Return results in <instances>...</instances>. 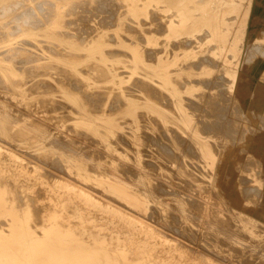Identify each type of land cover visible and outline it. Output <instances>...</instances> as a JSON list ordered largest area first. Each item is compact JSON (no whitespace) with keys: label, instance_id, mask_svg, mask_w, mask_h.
<instances>
[{"label":"rangeland","instance_id":"1","mask_svg":"<svg viewBox=\"0 0 264 264\" xmlns=\"http://www.w3.org/2000/svg\"><path fill=\"white\" fill-rule=\"evenodd\" d=\"M16 1L19 2H17V4L19 5L16 4ZM99 1H8L9 6L10 4H12L13 7H9L8 5L7 7L6 4L8 3L6 2L5 4H3V2L0 3V7L4 5L2 9H8H4L3 11L0 9V26L2 28L0 29V32H3V35L2 33H0V81H4V84L0 83V87L4 89L3 90L0 88V264H217L218 262L222 264H242V262H245V264H253L252 261H257L256 264H264V202L262 203V205L259 203L264 201V155L263 152H261L263 150L261 148V145L264 142V114H262V100L264 99V89L262 87L256 88L258 91L255 90V100L251 105L247 100L249 98V92H251V90L256 87V84L261 79L260 77L264 76V22L253 19L252 16L255 3L254 13L256 18L264 20V0H231L223 3L219 2V0H213L211 1V3L210 0H195V3H197L195 4L196 6H194V3L191 2L189 4L188 2H186V0H178L176 5L170 4V1L168 0H115L114 2H117V4H115L112 0H104L105 2L108 1L109 4L107 2L105 3L101 1V3L104 4L103 7H106L107 10L106 8L102 7V4L99 3ZM110 1H112L115 5H112V2ZM36 2L42 3H39L40 5H42V8L39 6L42 11L40 9H36L35 11V8H38L39 5L36 4ZM45 2L47 3L46 5ZM49 2H52L53 5ZM84 2H86L87 5L85 4L82 6ZM94 2L96 4H94ZM205 2L208 3L206 4ZM89 3L90 5L92 4V8L90 5L88 6ZM13 4L16 5V10H14L15 5ZM27 4L28 6H26ZM34 4H36L37 6ZM107 4L108 6H106ZM118 4L119 6H116ZM22 5L24 7H22ZM77 5L80 6L78 7ZM198 5H200V7H198ZM69 6L71 8L73 6L75 7L71 9ZM115 6L119 8L117 9ZM187 6H189V13L185 14L184 10ZM27 7L30 8L26 11ZM86 7L90 10L86 11ZM31 8H33L34 14H32ZM101 8L103 9V11L101 10ZM24 9L25 12H29L25 13ZM113 9H115L116 11H113ZM208 9H210L212 12L223 11V15L217 20H214L213 25H211V22L213 23L212 20H205V18H208L207 16H210L208 15V12L211 11H209ZM10 10H13L12 13ZM38 10H40V13H38ZM72 10L76 11L73 12ZM82 10L85 11V13H83ZM6 11L11 14L7 13ZM51 11L54 12L52 13ZM66 11L67 13H69L67 14ZM79 11L82 13L77 14L79 13ZM107 11L114 12L115 15L112 16L113 13L111 14ZM150 11L152 14L155 13V17L160 19H157L159 21L158 24L155 23L158 21H155L156 18L152 16ZM206 11L208 12L206 13ZM93 12L95 14L96 12L105 13H97L96 16L98 18L96 16H94V18L92 17V14H94ZM50 13L52 15H49ZM149 13L151 15H149ZM15 14L18 15L14 16ZM20 14L24 15L20 17ZM27 14L30 15V21L32 19L34 21L36 19L38 20H36L35 24L33 23L36 29L32 27L33 20L31 21L32 25L29 24L30 22H27L29 20V15ZM35 14L39 18H37ZM46 14L48 15V17H50L51 21ZM71 14H74V16ZM109 14L111 15L109 16ZM197 14H203V18L201 17V15L198 16ZM78 15H83L85 20L84 18H81L84 21L81 20L80 17L82 16L79 17ZM31 16H33L35 19L33 17L31 19ZM41 16L44 17L41 18ZM106 16L109 17L104 18ZM16 17L18 20L15 19ZM45 17L46 20H44ZM115 17L117 19H115ZM20 18H23L22 21H24V23L26 24L21 22L19 20ZM75 19H78V21ZM108 19L110 20V22H108ZM39 20L42 23L39 22ZM141 20L146 23H143L144 26ZM44 21L46 23L43 25ZM47 21H49L50 24H48ZM68 21L71 25L67 23ZM70 21L75 22L76 24L74 25V23L72 24V22ZM151 21H153L154 23H151ZM182 21H184V23ZM7 22H9V24ZM17 22H20L17 24L19 27H17L16 25ZM37 22L40 26L37 24ZM101 22L106 23V25L103 23L100 24ZM195 22H199L200 26L194 28L193 26ZM79 23L81 24L78 25ZM27 24L32 28L27 26ZM162 24L164 25L163 29L161 28ZM36 25L38 26V29ZM41 25H43V27H41ZM101 25L103 26V28L101 27ZM81 26L85 27H83L84 30H86V28L88 27V30H86V32L79 33L78 31H80V29L82 28ZM104 26H107V28H109H104ZM130 26L132 27L130 28ZM18 28H20L19 32L18 30L16 31V29ZM74 28L78 31H73ZM125 28L127 30H125ZM131 29H134L133 32L130 31ZM154 29L158 30H156L155 34ZM84 30L82 29L81 31ZM12 31V34H14L15 32L16 35L14 34L12 36V34L10 33ZM159 31L160 33L162 32L161 35L159 34ZM64 32H66V35H68V37L65 35L67 38L64 36ZM87 32L88 35H86ZM139 32H141L142 34ZM145 32H147V34ZM207 32L209 33V36ZM9 33L11 35H9ZM111 34H114V36H112ZM222 35L225 36V38ZM77 36L80 37L78 38ZM76 38L79 39L80 43H82L83 41L84 43L80 45L79 41H77L78 39ZM84 38L88 39H85V41ZM22 40L24 42H22ZM26 40L28 43L36 46L28 47L31 44L26 45L28 44ZM189 42H191V45L189 44ZM196 42L198 43L196 44ZM56 46L58 47V49L56 48ZM49 47L53 48L49 49ZM46 48L48 49V51L52 50L51 54L48 53ZM117 49L118 51H116ZM156 49H158V51H156ZM24 50H26V52ZM59 50H61L62 52ZM111 50H114L115 52ZM57 51H59L58 53H61V55H59L58 53L56 55ZM109 51L112 53H109ZM119 51L122 52L119 53ZM152 51L154 53H152ZM31 52H34L35 54ZM64 52H66V54ZM13 54L15 56H12ZM71 54L74 56H72L73 58L71 57ZM107 54H112L114 56L112 57V55ZM22 55H25V57ZM29 55L36 56L33 57ZM67 55H70L68 56L69 58L66 57ZM77 55L78 57H76ZM5 56L7 57V59L5 58ZM38 56H41L42 60L40 59L41 57L38 58ZM204 56L208 57L204 59ZM8 57L10 61L8 60ZM13 58L20 63L16 64L17 61ZM18 59H20L22 63ZM213 59L215 60L216 64ZM28 60H31V62H28ZM192 63L193 65H195L193 66ZM19 64H22L23 67ZM41 64L45 65V67H41ZM31 65L33 67H31ZM34 65L37 67H35ZM49 65H51V67ZM90 65L95 67H91ZM19 66L22 68H20ZM52 66L54 68L58 67L59 69L62 67L63 70L61 69V71L57 68L54 69ZM88 66L89 69L87 68ZM96 66L99 68H97ZM25 67L29 68V73L26 72L28 69H25ZM33 68L38 71L36 72L35 70H33ZM40 68L43 69L39 70ZM44 68L47 69L46 71L48 72V74L46 71H44ZM83 68L85 69V71L83 70ZM90 68H93L94 71ZM95 68L99 70H96ZM104 68L106 69V71ZM79 69L83 70L84 72H80ZM23 70L25 72H23ZM65 70H68L71 74H69L68 71ZM103 70L105 71L104 74L107 73L108 75H104ZM58 71H61V73L59 72V76ZM31 72L33 74H36L33 75ZM101 74L103 75V77H101ZM74 76L76 79H79H73ZM104 76L107 77L106 80L103 79L105 78ZM10 77L12 79H9ZM62 77L64 79L67 78L66 83L64 82L65 80ZM93 77L96 79H94ZM218 77L221 79H219ZM205 78L208 79L207 82H212L214 80V83L212 82V85L210 84V82L207 83ZM53 79H56V81H54ZM135 79L138 80L135 81L134 86L136 88L132 87V84H134L133 81ZM18 80L21 81V86L19 87L17 85L20 84L14 83V81L19 83ZM78 80H80L82 83ZM98 80L101 81L99 82ZM144 80L146 82L145 84ZM197 80H200L199 84H197ZM244 80L246 81L244 82ZM10 81H12L13 86L15 85L14 87L11 85ZM36 81V84L39 83L38 85H34ZM58 81H63L64 83L59 82L61 84L60 85L58 84ZM68 81H70L69 84ZM140 81L141 83H143L141 84ZM186 81H190L191 83H188ZM193 81L196 83H194ZM219 81H221L222 83ZM227 81L231 82L229 83ZM76 82H80L81 84H79L81 86L85 84L86 87L83 85V89V86L81 87L79 84H76L77 87L79 85V88H77L75 87ZM137 82H139L138 84L140 87L137 86ZM216 82L217 84L219 83V86H217ZM47 83L48 85H50L49 83L53 84L54 87L52 85H46ZM202 83H205L206 89L204 84L201 85ZM63 84H67L68 87L67 85L63 86ZM140 84L142 85V87ZM147 84L151 86L149 87ZM30 85L33 88L35 86V91L37 90V88L39 89V91H36L37 94H35L36 92L34 93L35 95L32 94L34 90L30 87ZM146 85L149 89L145 88ZM211 86L213 89L211 88ZM28 87L30 88L28 89ZM123 87H127V89L129 90L126 89V91L125 89H123ZM137 87L141 88V90H138L139 88L137 89ZM66 88H74V90H76V93L74 90V93L72 91L70 92L69 89L67 91ZM81 88L84 93L88 92V96H86V94H84L82 90H80L79 93H82L85 96H83L82 94L79 96V93L77 94L78 89ZM27 89L28 91H25ZM40 89L42 90L40 91ZM144 89H146L145 94L147 96L149 95L148 97L143 93ZM156 89L161 94L158 93V91H154ZM220 89L222 90L221 94H219ZM10 90L12 91L9 92ZM49 90H51L52 92ZM56 90H59L61 92H58L57 94ZM224 90H226V94L224 93ZM13 91L16 93H14ZM149 91L151 93L147 94L149 93ZM50 92L51 94H49ZM92 92L93 94H95V96L96 94H98V96H96L98 99L95 96H91L93 95L91 94ZM106 92L108 93V96L112 98L107 97L106 99ZM116 92L119 95H117ZM128 92L131 94H129ZM227 92L231 93L232 95L227 94ZM257 93L259 94V96ZM38 94L40 95V98H42V95L45 94L46 96H43L45 100L42 98L43 100L41 99V101L37 96ZM205 94L210 96L206 95V98L204 97ZM89 95L94 98V102H97L93 103V98L91 97L90 100L89 98H85L89 97ZM100 95L102 97L104 95V98H102ZM115 95L119 97L118 99L120 101L115 98ZM152 95L154 96L152 97ZM161 95H163V97ZM166 95L172 100V102L171 100L169 101L171 102L169 104L167 103L169 98H167ZM216 95L219 96V99ZM157 96L162 97L161 100ZM228 96L231 97L228 98ZM25 97L27 98L25 99ZM37 97L40 101L37 100ZM154 97L155 101L156 98H158L157 100L159 101V103L158 101H154ZM215 97H217V99ZM220 97H223V101L220 100ZM232 97H235L233 99L234 101L232 100ZM190 98L192 99L190 100ZM101 99L104 100L103 104H100L102 103ZM111 99L113 100V102L111 101ZM211 99H216V101H213ZM46 100H48L49 102ZM116 100H118L119 102H117ZM224 100H226V102H224ZM53 101L54 103L56 102V104L58 101L57 105L62 108L59 107V109L58 106L53 103ZM60 101L63 105H60ZM90 101L92 102V106L97 105L96 109L90 106L92 107V110L88 106L91 105ZM105 101L106 105H104ZM108 101H110V104L108 103ZM217 101L220 102L218 103ZM235 101L238 103L236 104ZM44 102L46 104H44ZM188 102L191 103H189L190 105H188L190 107H188L187 105L185 106V104H188ZM194 102L197 103L195 104ZM211 102H214L213 104H215L216 102L217 104H219L218 106H220V109H224L219 114L220 117L223 118L221 122L217 120L214 121V119L212 118L215 117L214 114H212L214 110H210V107L212 106L213 109H217L218 107H216L215 105L217 104H215L214 108ZM107 103L109 105L114 103L111 106L113 107L117 105L115 109L118 110L115 113L114 108H109V110L105 111L106 109H108V107H110L109 105L107 107ZM122 103L124 104V106ZM99 104L100 106L104 105V109L102 110L103 112L100 110L103 107L101 106L100 108ZM120 104L122 105V107L120 106ZM170 104L173 105V108L169 107L171 106ZM238 104L241 107H239ZM64 105L67 107H64ZM164 105H166V107H163ZM192 105L194 106L193 108ZM54 106L55 108L57 107L56 111L52 110V107L54 109ZM68 106L71 108H68ZM196 106L200 107H198L197 109ZM65 108L71 110L69 111ZM240 108H242L241 112L243 114L240 112ZM57 109L59 111H63L58 112ZM90 109L94 111V113ZM98 109L99 111H97ZM170 109L173 110L171 111ZM204 109L206 111L209 110L210 112H206L204 111ZM234 109H238L241 115L237 114L236 116V111ZM248 109L253 110L248 111ZM64 110L66 111L64 112ZM110 110H112L114 114L111 113ZM190 110H193L194 112H190ZM74 111L76 114L73 113ZM96 111H101V113H97ZM211 111L213 112L211 113ZM66 112H69V114H66ZM143 112L146 113L143 115ZM222 112L224 113L222 114ZM250 112L253 113L251 114ZM24 115L27 117H25ZM67 115L68 117H66ZM209 115H212L211 120L213 121L209 120ZM239 115H243L241 119H239L241 121H238V118L240 117ZM155 116L156 120L154 119ZM59 117H61V119ZM234 117L236 120H234ZM149 118L154 119V121L150 120ZM245 119H247V121H245ZM249 119L251 122L248 125ZM259 121L262 123H260ZM234 122L239 123L240 126H243L244 124L245 128L240 127L239 125H237V123L234 124ZM154 123L157 126H155ZM206 123H209V125ZM212 123H215V126L213 125L214 127L210 126V124L212 125ZM72 124L73 126H69ZM205 125H208L209 127L206 128ZM218 125L222 126L223 128L219 127ZM168 126L170 129L172 127L174 132L172 131V129L170 130ZM157 127L160 128V132L159 130H157ZM202 128L203 130L201 131ZM214 128L216 129L214 130ZM249 128L252 129L250 130ZM174 129L177 131H175ZM240 129L244 130V132L247 130V133L243 132L245 135L247 134L246 138H244L245 135L241 134L242 131ZM216 130L218 131V134ZM239 130L241 132L238 135L237 133L239 132ZM15 131L18 132V134L20 132V134H22L23 136L19 134L20 136L18 138V134L15 133ZM162 131H166L169 137L166 132H163L164 135L163 133L161 134ZM76 133L78 134V136ZM79 133L82 134L80 135ZM223 134L227 136L225 137V135ZM235 135L239 137H236ZM240 135L243 136L240 137ZM172 136H174L175 139H173L174 137ZM154 137L156 138V140L154 139ZM164 137L167 138L164 139ZM120 138L122 139L120 140ZM176 138L178 140H176ZM232 138L236 140L235 143ZM231 140L233 141V143L230 142ZM239 140H241V143ZM66 142L68 143V145ZM180 144L182 145V147ZM232 144L234 145L232 146ZM169 145H171L172 147L174 146L173 148H171L170 146V150H168L170 152H174V155L166 151L167 149H169ZM214 146H217V152L216 148L214 149ZM2 147H5V149H3ZM157 147H159V149ZM163 147L166 149H164ZM7 148H9V150ZM118 148L122 150H119ZM17 150H19V152ZM89 150L91 153L89 152ZM164 151H166V153H164ZM195 152L198 154H196ZM163 153L166 154L167 157H174V161L170 160L169 157L166 158V156H163ZM84 154L86 156H84ZM170 154L172 155V157ZM251 154L253 155L251 156ZM160 155L163 158H161ZM175 156L177 157L175 158ZM195 157H197L198 159ZM231 157L232 159H230ZM254 158L257 160H253ZM249 159H252V164L254 161L257 163H255V167L253 166L254 164L252 165V167H250L251 162H249ZM53 160L56 161V163L54 161L55 164L53 163ZM244 162H248V164L250 165L246 166ZM58 163H60V165ZM258 163L262 165L258 166ZM145 165H147L148 167ZM155 167L158 168L155 169ZM249 167L251 169L255 168V170H249ZM91 169L94 171H92ZM184 169H186L187 172ZM245 169H247V171ZM258 170L261 172L259 173ZM186 173H188L190 176ZM257 173L260 175V177L257 175ZM43 175H45V177ZM69 175L71 176L70 178L68 177ZM239 177L243 179H240ZM239 179L241 181L240 183ZM247 180H249L251 183H248L249 181ZM70 181L71 183H69ZM97 182L99 184H97ZM245 182H247V184ZM252 182L255 183L252 184ZM253 185L255 186V188ZM79 186L81 188H79ZM256 186L258 187L256 188ZM218 187L221 190H219ZM15 188L20 191L18 192ZM86 189H89L90 192H93L94 197L96 199L98 198V200H100V203L102 202L104 203V205L107 204L109 208L106 209L99 205L96 206L95 204L90 205L89 202L84 201L82 199V191ZM94 189L101 191L103 194H97L95 193V191H91ZM253 189L255 190V192H253ZM241 190L242 192L244 191V193L240 192ZM256 191L259 195L262 194V199L259 198V195ZM215 194L220 195V197L218 195L216 196ZM102 195L104 196V198ZM32 196L33 198H31ZM108 197L118 199L120 204H115L112 200H109L108 202ZM248 197L250 200L246 201ZM252 198H255L254 200L257 201H252ZM10 199H12V201ZM196 199L200 201H197ZM98 200L96 201L98 202ZM258 200L260 201L258 202ZM191 202L193 205H191ZM35 203L38 204V206ZM41 203L43 204V206ZM27 204L31 209L28 208ZM112 206H115V208H118L119 206L120 207L119 209H115ZM120 208L122 209L120 210ZM114 209L117 211H115ZM210 209L212 211H210ZM212 212L214 214L216 212L217 213L214 215ZM30 213L32 214L31 217ZM133 215L136 216V219ZM198 215L200 216L199 218ZM213 215L215 216V218ZM149 219L151 221H149ZM204 221L208 222L205 223ZM140 222L142 223V225ZM227 223H229V225ZM220 226L222 227L218 228ZM229 229L231 230V232ZM177 230L180 232H177ZM164 237H166V241H164ZM210 237L213 238L215 242ZM184 244L186 245V248ZM171 245H173V248ZM180 245H184L182 249ZM171 250L173 251L171 252ZM215 252L217 255L214 254ZM199 253L201 255H199ZM188 254L191 256V258ZM237 257L239 258L237 259ZM244 257H248L250 259L247 258L246 261H244ZM248 260L249 262H247Z\"/></svg>","mask_w":264,"mask_h":264},{"label":"bare ground","instance_id":"2","mask_svg":"<svg viewBox=\"0 0 264 264\" xmlns=\"http://www.w3.org/2000/svg\"><path fill=\"white\" fill-rule=\"evenodd\" d=\"M3 1H5V0H0V3L3 2ZM6 1H7V0H6ZM6 1H5V2H6ZM8 1H10V0H8ZM8 1H7L6 3H8ZM11 1H12V0H11ZM27 1H28V0H27ZM97 1H99V0H97ZM101 1L105 2L104 0H100L99 3H101ZM112 1L114 2L115 0H112ZM112 1H110V2H112ZM141 1H142V0H141ZM168 1H170V4L176 5L178 0H168ZM200 1H201V0H200ZM204 1H205V0H204ZM211 1H213V0H210V3H211ZM214 1H215V0H214ZM228 1H231V0H219V2H222V3H223V2H228ZM5 2H3V4H5ZM13 2H14V1H13ZM17 2H18V1H16V4H17ZM21 2H22V1H21ZM21 2H20V4H21ZM42 2H43V1H42ZM47 2H48V1H47ZM95 2H96V0H95ZM95 2H94V4H96ZM106 2L108 3V1H106ZM106 2H105V3H106ZM113 2H112V5L117 4V2H116V3L114 2L115 4H113ZM184 2H185V1H184ZM186 2H188L189 4H190V2H191V3H194V4H193L194 6H196L195 4H197V3H195V2H196L195 0H186ZM197 2H199V1H197ZM202 2H203V1H202ZM11 3H12V2H11ZM18 3H19V2H18ZM22 3H23V2H22ZM39 3H40V2H38V3L36 2V4H39ZM43 3H44V2H43ZM49 3H50V2H49ZM79 3H81V2H79ZM79 3H77V4H79ZM87 3H88V2H87ZM200 3H201V2H200ZM203 3H204V2H203ZM205 3L207 4L208 2H205ZM215 3H216V2H215ZM36 4H34V5H36ZM40 4H42V3H40ZM40 4L38 5V8H35V11H36V9H40V10H41V8H42L41 6H42V5H40ZM46 4H47V3L45 2V5H46ZM50 4L53 5L52 2H51ZM75 4H76V3H75ZM75 4H74V5H75ZM85 4H86V2H84V4H82V6L85 5ZM101 4H102V3H101ZM108 4H109V3H108ZM108 4H107L106 6H108ZM201 4H202V3H201ZM201 4H200V5H201ZM0 5H1V4H0ZM7 5L9 6V3L6 4V6H7ZM13 5H15V4H13ZM17 5H19V4H17ZM24 5H25V4H24ZM72 5H73V4H72ZM80 5H81V4H80ZM80 5H79V6H80ZM86 5H87V4H86ZM89 5H90V3L88 4V6H89ZM173 5H172V6H173ZM200 5H198V7H200ZM3 6H4V5H3ZM3 6L0 7V9H1L2 11H3L4 9L8 10L7 8L2 9ZM6 6H5V7H6ZM8 6H7V7H8ZM11 6H12V4H10L9 7H11ZM26 6H28V4H27ZM36 6H37V5H36ZM39 6H40L41 8H39ZM49 6H51V5H49ZM54 6H55V5H54ZM75 6H76V5H75ZM75 6H73V7H75ZM77 6H78V5H77ZM79 6H78V7H79ZM90 6H91V8H92V4H91ZM94 6H95V5H94ZM100 6H101V5H100ZM103 6H104V4H102V7H103ZM116 6H119V4L116 5ZM116 6H115V7H116ZM194 6H193V7H194ZM210 6H211V5H210ZM12 7H13V6H12ZM15 7H16V5L14 6V10H16ZM18 7H19V6H18ZM22 7H24V6L22 5ZM30 7H31V6H30ZM30 7H27V8H26V11H27ZM69 7H70V6H69ZM73 7H72V8H73ZM96 7H97V6H96ZM96 7H95V8H96ZM109 7H112V6H109ZM109 7H108V8H109ZM124 7H125V6H124ZM178 7H179V6H178ZM70 8H71V7H70ZM72 8H71V9H72ZM89 8H90V7H89ZM93 8H94V7H93ZM103 8H106V7H103ZM116 8H117V7H116ZM116 8H115V9H116ZM118 8H119V7H118ZM118 8H117V9H118ZM201 8H202V7H201ZM201 8H200V9H201ZM208 8H209V7H208ZM210 8H211V7H210ZM11 9H12V8H11ZM17 9H19V8H17ZM31 9H32V14H34V12H33V11H34L33 8H31ZM45 9H46V8H45ZM75 9H76V8H75ZM110 9H112V8H110ZM115 9H113V11H114ZM211 9H212V8H211ZM40 10H38V13H40V12H39ZM46 10H47V9H46ZM83 10H84V9H83ZM83 10H82V11H83ZM87 10H90V9H87V7H86V11H87ZM95 10H96V9H95ZM95 10H94V11H95ZM97 10H98V9H97ZM101 10L103 11L102 8H101ZM106 10H107V8H106ZM108 10H109V9H108ZM122 10H124V9H122ZM206 10H207V9H206ZM208 10L211 11L210 9H208ZM10 11H11V13H12L13 10H10ZM41 11H42V10H41ZM43 11H44V10H43ZM68 11H69V10H68ZM72 11H73V10H72ZM75 11H76V10H75ZM75 11H73V12H75ZM77 11H78V10H77ZM115 11H116V10H115ZM156 11H157V10H156ZM200 11H201V10H200ZM6 12L9 13L8 11H6ZM22 12H23V11H22ZM24 12H25V9H24ZM24 12H23V13H24ZM28 12H29V11H28ZM28 12H25V13H28ZM51 12L53 13L54 11H51ZM73 12H72V13H73ZM100 12H101V11H100ZM100 12H96V14H97V13H100ZM107 12H110V11H107ZM124 12H125V11H124ZM184 12H185V14H186V13H189V6L185 7ZM201 12H202V11H201ZM207 12H208V11H206V13H207ZM2 13H3V12H2ZM7 13H6V14H7ZM11 13H9V14H11ZM20 13H21V12H20ZM66 13H67V11H66ZM68 13H69V12H68ZM68 13H67V14H68ZM70 13H71V11H70ZM76 13H77V12H76ZM81 13H82V12L79 11V13H77V14H81ZM83 13H85V11H83ZM90 13H92V12H90ZM90 13H89V14H90ZM93 13H94V12H93ZM104 13H105V12L100 13V14H104ZM110 13H111V14L113 13L112 16L115 15L114 12H110ZM150 13H151V11H150ZM150 13H149V15L152 14V13H151V14H150ZM173 13H174V12H173ZM208 13H209L208 15H210V16H207L208 18H205V20H212L213 23L211 22V25L214 24V20H217L218 18H220V17L223 15V11H221V12H216V11H213V12H212V11H211V12H208ZM9 14H8V15H9ZM30 14H31V13H30ZM36 14H37V12H36ZM36 14H35V15H36ZM42 14H43V13H42ZM96 14H95V13L92 14V15H93L92 17L96 16ZM111 14H109V16H110ZM121 14H122V13H121ZM121 14H120V15H121ZM154 14H155V13H154ZM154 14H152V16H153L154 18H156V19H155V21H156V20L159 19V18L155 17ZM203 14H204V13H203ZM203 14H197V15H198V16L201 15V17H202ZM8 15H7V16H8ZM16 15H18V14H15L14 16H16ZM20 15H21V14H20ZM23 15H24V14H23ZM23 15H21L20 17H22ZM27 15H29V14H27ZM46 15H47V14H46ZM49 15H52V14L50 13ZM71 15L74 16V14H71ZM90 15H91V14H90ZM116 15H117V14H116ZM195 15H196V14H195ZM204 15H205V14H204ZM5 16H6V15H5ZM25 16H26V14H25ZM36 16H37V15H36ZM39 16H40V15H39ZM67 16H68V15H67ZM78 16H79V17L82 16V17H80V19H81V18H84L83 15H78ZM78 16H77V17H78ZM109 16H108V17H109ZM159 16H160V15H159ZM185 16H186V15H185ZM193 16H194V15H193ZM17 17H18V16H17ZM17 17H16L15 19H17ZM29 17H30V15L28 16V18H29ZM32 17H33V16H31V19H32ZM43 17H44V16H43ZM43 17L41 16V18H43ZM47 17H48V15H47ZM86 17H87V16H86ZM89 17H90V16H89ZM92 17H91V19H92ZM96 17H97V16H96ZM108 17L106 16V17H104V18H108ZM18 18H19V17H18ZM24 18H25V17H24ZM33 18H34V17H33ZM37 18H39V17L37 16ZM48 18L50 19V17H48ZM48 18H47V20H48ZM51 18H52V17H51ZM94 18H95V17H94ZM97 18H98V17H97ZM113 18H114V17H113ZM151 18H152V17H151ZM151 18H150V20H151ZM154 18H153V19H154ZM171 18H172V17H171ZM202 18H203V17H202ZM13 19H14V18H13ZM22 19H23V18H22ZM22 19L20 18L19 20H20L21 22L24 23V21H22ZM34 19H35V18H34ZM91 19H90V20H91ZM101 19H102V17H101ZM109 19H110V18H109ZM109 19H108V20H109ZM115 19H117V18L115 17ZM129 19H130V18H129ZM184 19H185V18H184ZM200 19H201V18H200ZM228 19H229V18H228ZM228 19H227V20H228ZM11 20H12V19H11ZM17 20H18V19H17ZM26 20H27V19H26ZM32 20H33V19H32ZM32 20H31V21H32ZM36 20H37V19H36ZM36 20H35V21L33 20V21H32V24H33V23L35 24ZM40 20H41V19H40ZM40 20H39V22L42 21V20H41V21H40ZM44 20H46V17H45ZM71 20H72V19H71ZM75 20L78 21V19H75ZM81 20H83V19H81ZM81 20H80V21H81ZM84 20H85V18H84ZM84 20H83V21H84ZM103 20H104V19H103ZM113 20H114V19H113ZM159 20H160V19H159ZM177 20H178V19H177ZM12 21H13V20H12ZM31 21H30V18H29V20H28L27 22H30L29 24L32 25V24H31ZM37 21H38V20H37ZM50 21H51V19H50ZM72 21H73V20H72ZM72 21H70V22H72ZM92 21H93V20H92ZM100 21H102V20H100ZM128 21H129V20H128ZM141 21H142V24H143V23H144L143 20H141ZM148 21H149V20H148ZM157 21H158V20H157ZM166 21H167V20H166ZM187 21H188V20H187ZM189 21H190V20H189ZM42 22H43V21H42ZM42 22H41V23H42ZM47 22H48V24H50L49 21H47ZM86 22H87V21H86ZM108 22H110V20H109ZM112 22H115V21H112ZM152 22H153V21H151V23H152ZM182 22L184 23V21H182ZM185 22H186V21H185ZM190 22H191V21H190ZM7 23L9 24V22H7ZM7 23H5V24H7ZM10 23H11V21H10ZM14 23H15V20H14ZM18 23H20V22H17L16 25H17ZM45 23H46V22L44 21L43 25H44ZM67 23H69V21H68ZM67 23H66V24H67ZM73 23H74V25L76 24L75 22H72V24H73ZM84 23H85V22H84ZM98 23H99V20H98ZM102 23H103V22H101L100 24H102ZM153 23H154V22H153ZM155 23L158 24L159 21H158V22H155ZM183 23H182V24H183ZM5 24H4V26H5ZM24 24H26V23H24ZM34 24H33L32 27H33L34 29H36V28L34 27ZM37 24H38V22H37ZM66 24H65V25H66ZM80 24H81V23H79L78 25H80ZM95 24H96V23H95ZM103 24L106 25V23H103ZM113 24H114V23H113ZM125 24H126V23H125ZM144 24H146V23H144ZM144 24H143V26H144ZM22 25H23V24H22ZM38 25H39V24H38ZM43 25H41V27H43ZM67 25H68V24H67ZM69 25H71V24L69 23ZM85 25H86V24H85ZM114 25H115V24H114ZM147 25H148V24H147ZM155 25H156V24H155ZM4 26H3V28H4ZM25 26H26V25H25ZM27 26H29V25L27 24ZM36 26H37V25H36ZM39 26H40V25H39ZM87 26H88V23H87ZM92 26H93V25H92ZM99 26H100V25H99ZM109 26H110V24H109ZM112 26H113V25H112ZM160 26H161V25H160ZM182 26H183V25H182ZM184 26H185V25H184ZM199 26H200V23H199V22H195L193 27H194V28H197V27H199ZM12 27H13V26H12ZM17 27H19V26L17 25ZM17 27H16V28H17ZM29 27H31V26H29ZM32 27H31V28H32ZM73 27H74V26H73ZM76 27H77V26H76ZM81 27H82V26H81ZM83 27H84V26H83ZM83 27L80 29V31H78V30L75 29V28L73 29V31L76 30V31H78L79 33H80V32H86V30H88V29H87L88 27L86 28V30H84L85 27H84V28H83ZM90 27H91V26H90ZM101 27L103 28L102 25H101ZM113 27H114V26H113ZM113 27H112V28H113ZM127 27H129V26H127ZM131 27H132V26H130V28H131ZM68 28H70V27H68ZM77 28H78V27H77ZM104 28H107V26H104ZM108 28H109V27H108ZM108 28H107V29H108ZM161 28H162V29L164 28V25H163V24H162ZM223 28H224V27H223ZM0 29H2L1 26H0ZM19 29H20V28L16 29V31L18 30V32H19ZM37 29H38V26H37ZM82 29H83L84 31H81ZM91 29H92V28H91ZM95 29H96V28H95ZM97 29H98V27H97ZM145 29H146V28H145ZM157 29H158V28H157ZM157 29H154V30H155L154 34L156 33V30H157ZM125 30H127V29L125 28ZM125 30H124V31H125ZM133 30H134V29H131L130 31L133 32ZM158 30H159V29H158ZM158 30H157V31H158ZM224 30H225V29H224ZM224 30H223V31H224ZM14 31H15V30H14ZM71 31H72V30H71ZM128 31H129V30H128ZM139 31H140V30H139ZM145 31H147V30H145ZM151 31H152V30H151ZM151 31H150V32H151ZM206 31H207V30H206ZM219 31H220V29H219ZM131 32H130V33H131ZM134 32H135V31H134ZM150 32H149V33H150ZM0 33H2V35H3V32H0ZM10 33L12 34L13 31L10 32ZM10 33H9V35H11ZM50 33H51V32H50ZM64 33H65V34H64ZM64 33H63V34H64V36H65V35H66V32H64ZM68 33H69V32H68ZM136 33H137V32H136ZM139 33H141V32H139ZM145 33L147 34V32H145ZM161 33H162V32H161ZM161 33H160V31H159V34H160V35H161ZM203 33H204V32H203ZM203 33H202V34H203ZM14 34L16 35L15 32H14ZM14 34H12V36H13ZM84 34H85V33H84ZM90 34H91V32H90ZM141 34H142V33H141ZM207 34H208V36H209V33H208V32H207ZM40 35H41V34H40ZM50 35H51V34H50ZM58 35H59V34H58ZM71 35H72V34H71ZM80 35H81V34H80ZM86 35H88V32L86 33ZM111 35H112V34H111ZM111 35H110V36H111ZM157 35H158V34H157ZM203 35H204V34H203ZM210 35H211V34H210ZM213 35H214V34H213ZM223 35H224V34H223ZM223 35H222V36H223ZM53 36H54V35H53ZM66 36L68 37V35H66ZM66 36H65V37H66ZM69 36H70V35H69ZM74 36H76V35H74ZM96 36H97V34H96ZM112 36H114V34H113ZM143 36H144V35H143ZM143 36H142V37H143ZM208 36H207V37H208ZM0 37H1V36H0ZM4 37H5V36H4ZM51 37H52V36H51ZM67 37H66V38H67ZM77 37H78V36H77ZM79 37H80V36H79ZM79 37H78V38H79ZM88 37H89V36H88ZM93 37H94V36H93ZM93 37H92V38H93ZM124 37H125V36H124ZM124 37H123V38H124ZM202 37H203V36H202ZM223 37L225 38V36H223ZM69 38H70V37H69ZM71 38H72V37H71ZM74 38H75V37H74ZM78 38H76V39H78ZM81 38H82V37H81ZM114 38H115V37H114ZM117 38H118V37H117ZM117 38H116V39H117ZM123 38H122V39H123ZM140 38H141V37H140ZM140 38H139V39H140ZM143 38H144V37H143ZM198 38H199V37H198ZM53 39H54V37H53ZM82 39H83V38H82ZM85 39L87 40L88 38H84V40H85ZM93 39H94V38H93ZM108 39H111V38H108ZM124 39H125V38H124ZM137 39H138V38H137ZM203 39H205V38H203ZM86 40H85V41H86ZM125 40H126V39H125ZM77 41H79V39H78ZM105 41H106V40H105ZM128 41H130V40H128ZM144 41H145V39H144ZM188 41H189V40H188ZM22 42H24V41L22 40ZM22 42H21V43H22ZM26 42H27V40H26ZM26 42H25V43H26ZM40 42H42V41H40ZM81 42H82V41H81ZM111 42H112V41H111ZM160 42H161V41H160ZM160 42H159V43H160ZM180 42H181V41H180ZM182 42H183V41H182ZM27 43H28V42H27ZM79 43H80V41H79ZM82 43H84V41H83ZM82 43H80V45H81ZM112 43H113V42H112ZM141 43H142V41H141ZM185 43H187V42H185ZM192 43H193V42H192ZM197 43H198V42H196V44H197ZM201 43H202V42H201ZM29 44H31V43H28V44H26V45H29ZM156 44H157V43H156ZM189 44L191 45V42H189ZM24 45H25V44H24ZM78 45H79V44H78ZM159 45H160V44H159ZM181 45H182V43H181ZM30 46L32 47V46H34V45L31 44V45H29L28 47H30ZM35 46H36V45H35ZM35 46H34V47H35ZM44 46H45V45H44ZM57 46H59V45H57ZM57 46H56V48L58 49ZM183 46H184V45H183ZM219 46H220V45H219ZM224 46H225V45H224ZM262 46H263V45H262ZM34 47H33V48H34ZM54 47H55V46H54ZM170 47H171V46H170ZM18 48H19V46H18ZM52 48H53V47H52ZM52 48L49 47V49H52ZM171 48H172V47H171ZM195 48H196V46H195ZM34 49H35V48H34ZM36 49H37V47H36ZM42 49H43V47H42ZM173 49H174V48H173ZM176 49H177V48H176ZM211 49H212V48H211ZM6 50H7V49H6ZM10 50H11V49H10ZM22 50H23V48H22ZM22 50H21V51H22ZM46 50L48 51L47 48H46ZM148 50H149V49H148ZM148 50H147V53H148ZM160 50H161V49H160ZM17 51H18V50H17ZM17 51H16V52H17ZM24 51L26 52V50H24ZM59 51H61V50H59ZM59 51L56 52V55H57V53H58ZM111 51L115 52L114 50H111ZM116 51H118V49H117ZM150 51H151V50H150ZM150 51H149V52H150ZM156 51H158V49H156ZM171 51H172V50H171ZM208 51H209V50H208ZM3 52H4V51H3ZM6 52H7V51H6ZM6 52H5V53H6ZM25 52H24V53H25ZM29 52H30V51H29ZM39 52H40V51H39ZM51 52H52V50H51V51H50V50L48 51V53H50V54H51ZM54 52H55V49H54ZM61 52H62V51H61ZM121 52H122V51H121ZM121 52L119 51V53H121ZM160 52H162V51H160ZM222 52H223V51H222ZM250 52H251V51H250ZM1 53H2V52H1ZM31 53L35 54L34 52H31ZM64 53L66 54V52H64ZM67 53H68V52H67ZM107 53H108V51H107ZM109 53H112V52L109 51ZM152 53H154V52L152 51ZM170 53H171V52H170ZM2 54H3V53H2ZM14 54H15V53H14ZM14 54H13L12 56H15ZM16 54H17V53H16ZM18 54H20V53H18ZM21 54H22V53H21ZM29 54H30V53H29ZM58 54L61 55V53H58ZM69 54H70V53H69ZM72 54H73V53H72ZM72 54H71V57L73 56ZM126 54H127V53H126ZM145 54H146V53H145ZM150 54H151V53H150ZM0 55H1V54H0ZM4 55H5V54H4ZM36 55H38V54H36ZM36 55H35V56H36ZM53 55H54V54H53ZM59 55H58V56H59ZM107 55H112V54H107ZM118 55H119V54H118ZM7 56H8V55H7ZM9 56H10V55H9ZM22 56L25 57V55H22ZM22 56H21V57H22ZM27 56H28V53H27ZM29 56H33V55H29ZM35 56H33V57H35ZM68 56H70V55H67L66 57H68ZM81 56H82V55H81ZM81 56H79V57H81ZM86 56H87V55H86ZM113 56H114V55H112V57H113ZM179 56H180V55H179ZM18 57H19V56H18ZM39 57H41V56H38V58H39ZM73 57H74V56H73ZM73 57H72V58H73ZM76 57H78V55H77ZM82 57H83V56H82ZM128 57H129V56H128ZM146 57H147V56H146ZM151 57H152V56H151ZM170 57H172V56H170ZM170 57H169V58H170ZM204 57H205L204 59H206V57H208V56H204ZM3 58H4V57H3ZM5 58L7 59L6 56H5ZM28 58H29V57H28ZM36 58H37V57H36ZM38 58H37V59H38ZM68 58H69V57H68ZM72 58H71V59H72ZM97 58H98V57H97ZM109 58H110V57H109ZM152 58H153V57H152ZM152 58H151V59H152ZM201 58H202V57H201ZM10 59H11V58H10ZM13 59H14V58H13ZM23 59H24V58H23ZM37 59H36V60H37ZM40 59L42 60V57H41ZM40 59H39V60H40ZM43 59H44V58H43ZM74 59H75V58H74ZM79 59H81V58H79ZM98 59H99V58H98ZM131 59H132V58H131ZM210 59H211V58H210ZM214 59H215V58H214ZM214 59H213V60H214ZM3 60H4V59H3ZM8 60H9V57H8ZM11 60H12V59H11ZM14 60H16V59H14ZM18 60H20V59H18ZM154 60H155V59H154ZM201 60H202V59H201ZM207 60H208V58H207ZM9 61H10V60H9ZM16 61H17V60H16ZM20 61H21V60H20ZM123 61H124V60H123ZM152 61H153V60H152ZM202 61H204V60H202ZM211 61H212V60H211ZM13 62H14V61H13ZM28 62H31V60H30V61L28 60ZM28 62H27V63H28ZM37 62H38V61H37ZM126 62H127V61H126ZM197 62H198V61H197ZM204 62H205V61H204ZM208 62H209V61H208ZM214 62H215V60H214ZM18 63H20V62L17 61L16 64H18ZM21 63H22V61H21ZM120 63H121V62H120ZM198 63H199V62H198ZM205 63H206V62H205ZM210 63H211V62H210ZM212 63H213V61H212ZM218 63H219V62H218ZM8 64H9V63H8ZM14 64H15V63H14ZM23 64H24V63H23ZM207 64H208V63H207ZM213 64H214V63H213ZM215 64H216V62H215ZM19 65L22 66V64H19ZM96 65H97V64H96ZM184 65H185V64H184ZM188 65H189V62H188ZM192 65H193V63H192ZM194 65H195V64H194ZM194 65H193V66H194ZM199 65H200V64H199ZM202 65H203V64H202ZM34 66H35V65H34ZM43 66L45 67V65H42V64H41V67H43ZM46 66H47V65H46ZM49 66L51 67V65H49ZM53 66H54V65H53ZM53 66H52V67H53ZM90 66H91V65H90ZM97 66H98V65H97ZM97 66H96V67H97ZM108 66H110V65H108ZM186 66H187V65H186ZM197 66H198V65H197ZM214 66H215V65H214ZM19 67H20V66H19ZM22 67H23V66H22ZM22 67H20V68H22ZM28 67H29V66H28ZM31 67H33V66L31 65ZM35 67H37V66H35ZM47 67H48V66H47ZM54 67H55V66H54ZM54 67H53V68H54ZM91 67H95V66H91ZM100 67H101V66H100ZM210 67H213V66H210ZM3 68H4V67H3ZM26 68H27V67H25V69H26ZM38 68H39V67H38ZM38 68H37V69H38ZM48 68H49V67H48ZM56 68L59 69L58 67H56ZM56 68H54V69H56ZM87 68L89 69V66H88ZM87 68H86V69H87ZM97 68H99V67H97ZM97 68H95V69H96V70H99V69H97ZM25 69H24V70H25ZM27 69H28V70H27L26 72L30 71L29 68H27ZM31 69H32V68H31ZM42 69H43V68H42ZM42 69L40 68L39 70H42ZM61 69H62V67H61L59 70H61ZM80 69H81V68H80ZM80 69H79V70H80ZM90 69H93V68H90ZM101 69H102V68H101ZM101 69H100V70H101ZM104 69H105V68H104ZM0 70H1V69H0ZM7 70H8V69H7ZM24 70H23V72H25ZM33 70H35V68H33ZM46 70H47V69L44 68V71H46ZM48 70H49V69H48ZM62 70H63V69H62ZM62 70H61V71H62ZM83 70L85 71L84 68H83ZM83 70H80V72H84ZM96 70H95V71H96ZM173 70H174V69H173ZM197 70H199V69H197ZM3 71H4V70H3ZM19 71H20V69H19ZM35 71H36V70H35ZM37 71H38V70H37ZM37 71H36V72H37ZM44 71H42V72H44ZM55 71H56V70H55ZM61 71H58V76L60 75L59 72L61 73ZM65 71H68V70H65ZM65 71H63V72H65ZM93 71H94V69H93ZM101 71H102V70H101ZM105 71H106V69H105ZM105 71L103 70V74H104ZM124 71H125V70H124ZM174 71H175V70H174ZM249 71H250V70H249ZM21 72H22V71H21ZM33 72H34V71H33ZM42 72H41V73H42ZM46 72H47V71H46ZM86 72H87V70H86ZM88 72H89V71H88ZM221 72H222V71H221ZM5 73H6V72H5ZM28 73H29V72H28ZM31 73H32V72H31ZM66 73H67V72H66ZM68 73L71 74L69 71H68ZM68 73H67V74H68ZM124 73H126V72H124ZM32 74H33V73H32ZM34 74H36V73H34ZM34 74H33V75H34ZM38 74H39V73H38ZM42 74H43V73H42ZM47 74H48V72H47ZM63 74H64V73H63ZM67 74H66V75H67ZM86 74H87V73H86ZM96 74H97V72H96ZM105 74L108 75L107 73H105ZM105 74H104V75H105ZM120 74H121V72H120ZM139 74H140V73H139ZM3 75H4V74H3ZM39 75H40V74H39ZM56 75H57V73H56ZM66 75H65V76H66ZM83 75H84V73H83ZM89 75H90V74H89ZM25 76H26V75H25ZM29 76H30V75H29ZM31 76H32V75H31ZM36 76H38V75H36ZM36 76H35V77H36ZM40 76H41V75H40ZM43 76H45V75H43ZM67 76H68V75H67ZM70 76H71V75H70ZM72 76H73V75H72ZM219 76H220V75H219ZM56 77H57V76H56ZM97 77H99V76H97ZM101 77H103L102 74H101ZM104 77H105V76H104ZM126 77H127V76H126ZM235 77H236V76H235ZM52 78H53V77H52ZM62 78H63V77H62ZM93 78H94V77H93ZM106 78H107V77H105V78H103V79L106 80ZM174 78H175V77H174ZM218 78H219V77H218ZM9 79H12V78L10 77ZM60 79H61V76H60ZM63 79H64V78H63ZM63 79H62V80H63ZM66 79H67V78H66ZM66 79H64V80H65V81H64L65 83L67 82ZM68 79H69V78H68ZM73 79H76L75 76H74ZM77 79H79V78H77ZM77 79H76V80H77ZM94 79H96V78H94ZM101 79H102V78H101ZM137 79H139V78H137ZM137 79H135V80L133 81L134 84L131 83V84L133 85V86L131 85L132 87H135L134 85H135V81H136ZM184 79H185V78H184ZM205 79H206V82H207L208 79H207V78H205ZM219 79H221V78H219ZM222 79H223V78H222ZM247 79H248V78H247ZM26 80H27V79H26ZM43 80H44V79H43ZM53 80L56 81V79H53ZM71 80H72V78H71ZM80 80H81V79H80ZM80 80H78V81H80ZM225 80H227V79H225ZM1 81H2V80H1ZM1 81H0V83H3V84H4V81H3V82H1ZM18 81H19V80H18ZM30 81H32V80H30ZM73 81H75V80H73ZM98 81H99V80H98ZM100 81H101V80H100ZM100 81H99V82H100ZM102 81H103V80H102ZM125 81H126V80H125ZM137 81H138V80H137ZM141 81H142V80H141ZM141 81H140V83H141ZM174 81H175V80H174ZM199 81H200V80H199ZM199 81H198V80L196 81V82H198L197 84L200 83ZM201 81H202V80H201ZM213 81H214V80H213ZM213 81H212V82H213ZM223 81H224V80H223ZM245 81H246V80H244V82H245ZM250 81H251V80H250ZM10 82H11V85L13 86L12 81H10ZM27 82H28V81H27ZM42 82H43V81H42ZM48 82H49V81H48ZM59 82H60V81H58V84H60L61 82L64 83L63 81H61L60 83H59ZM69 82H70V81H68V84H69ZM80 82H81V81H80ZM80 82H79V83H80ZM172 82H173V80H172ZM186 82H188V81H186ZM193 82H194V81H193ZM196 82H194V83H196ZM204 82H205V81H204ZM206 82H205V83H206ZM208 82H210V81H208ZM208 82H207V83H208ZM212 82H210V84H211ZM219 82H221V81H219ZM227 82H229V81H227ZM230 82H231V81H230ZM230 82H229V83H230ZM252 82H253V81H252ZM14 83L20 84V85H17L18 87L21 86V81H19V83L16 82V81H14ZM36 83H37V81L35 82L34 85H38V84H39V83H38V84H36ZM72 83H73V82H72ZM72 83H71V84H72ZM79 83L76 82L75 85H76V84H79ZM81 83H82V82H81ZM81 83H80V84H81ZM84 83H85V82H84ZM138 83H139V82H137V86H139ZM142 83H143V82H142ZM142 83H141V84H142ZM145 83H146V82H145V80H144V84H145ZM158 83H159V82H158ZM188 83H191V82L189 81ZM205 83H202L201 85L204 84L205 89H206V85H207V83H206V85H205ZM213 83H214V82H213ZM221 83H222V82H221ZM223 83H224V82H223ZM248 83H249V82H248ZM261 83H262V82H261ZM32 84H33V83H32ZM32 84H31V85H32ZM43 84H44V83H43ZM49 84L52 85V86L54 87L53 84H51V83H49ZM80 84H79V85H80ZM141 84H140V85H141ZM144 84H143V85H144ZM210 84H209V85H210ZM216 84H217V82H216ZM218 84H219V83H218ZM218 84H217V86H219ZM9 85H10V84H9ZM31 85H30V87H31ZM46 85H48V83H47ZM50 85H48V86H50ZM60 85H61V84H60ZM64 85H67V84H63V86H64ZM79 85H78V87H77V85H76L75 87L79 88ZM83 85L85 86V84H83ZM83 85H82V86H83ZM147 85H148L149 87L151 86V85H149V84H147ZM147 85L145 86V88H146V89H149V88H147ZM201 85H200V86H201ZM211 85H212V84H211ZM214 85H215V84H214ZM214 85H213V87H214ZM221 85H222V84H221ZM223 85H224V84H223ZM225 85H226V84H225ZM2 86H3V85H2ZM5 86H7V85H5ZM5 86H4V88H5ZM14 86H15V85H14ZM14 86H13V87H14ZM73 86H74V85H73ZM80 86H81V85H80ZM82 86H81V87H82ZM84 86H83V89H84ZM179 86H181V85H179ZM182 86H183V84H182ZM207 86H208V85H207ZM226 86H227V85H226ZM235 86H236V85H235ZM10 87H11V86H10ZM30 87H28V89H29ZM36 87H38V86H36ZM67 87H68V85H67ZM85 87H86V86H85ZM105 87H106V86H105ZM139 87H140V86H139ZM139 87H137V89H138ZM141 87H142V85H141ZM143 87H144V86H143ZM152 87H153V86H152ZM152 87H151V88H152ZM243 87H244V86H243ZM0 88H1V87H0ZM31 88H33V87H31ZM39 88H40V86H39ZM77 88H76V89H77ZM130 88H131V87H130ZM135 88H136V87H135ZM151 88H150V89H151ZM209 88H210V87H209ZM211 88H212V86H211ZM250 88H251V87H250ZM250 88H249V89H250ZM1 89H3V88H1ZM6 89H7V87H6ZM6 89H5V90H6ZM11 89H12V88H11ZM28 89L25 90V91H28ZM34 89H36L35 86H34L33 90H34ZM55 89H56V87H55ZM64 89H65V88H64ZM68 89H69V88H66L67 91H68ZM71 89H72V88H71ZM71 89H69V91H70V92H71V91L73 92L74 88H73L72 90H71ZM103 89H104V88H103ZM110 89H111V87H110ZM123 89L126 90L127 87H126V88L123 87ZM146 89H144V92H143L144 94H145V90H146ZM212 89H213V88H212ZM217 89H218V88H217ZM221 89H222V88H221ZM221 89H220V93H219V94H221V91L223 90V89H222V90H221ZM3 90H4V89H3ZM30 90H31V89H30ZM41 90H42V89H40V91H41ZM80 90H82V88H81V89H78L77 94L80 92ZM113 90H114V89H113ZM127 90H129V89H127ZM127 90H126V91H127ZM132 90H133V89H132ZM138 90H141V88H139ZM142 90H143V88H142ZM208 90H209V89H208ZM226 90H227V89H226ZM226 90H224L225 92L223 91L225 94H226ZM256 90H257V89H256ZM261 90H262V89H261ZM7 91H8V89H7ZM11 91H12V90H10L9 92H11ZM15 91H16V90H15ZM31 91H32V90H31ZM36 91H39V89L37 88ZM36 91L34 90V92H33L32 94H34ZM43 91H44V88H43ZM49 91H51V90H49ZM52 91H53V88H52ZM52 91H51V92H52ZM56 91H57V94H58V92H61V91H59V90H56ZM74 91H75V93H76V90H74ZM82 91H83V90H82ZM87 91H89V90H87ZM93 91H94V90H93ZM133 91H134V90H133ZM147 91H148V90H147ZM154 91H158V90L156 89V90H154ZM227 91H228V90H227ZM248 91H249V90H248ZM251 91H252V90H251ZM257 91H258V90H257ZM13 92H14V91H13ZM18 92H19V91H18ZM51 92H50L49 94H51ZM54 92H55V90H54ZM95 92H96V91H95ZM99 92H100V91H99ZM99 92H98V93H99ZM104 92H105V91H104ZM104 92H103V93H104ZM152 92H153V90H152ZM5 93H6V92H5ZM14 93H16V92H14ZM39 93H41V92H39ZM43 93H44V92H43ZM47 93H48V92H47ZM73 93H74V92H73ZM83 93H84V91H83ZM87 93H88V92H85L84 94H86V96H88ZM128 93H129V92H128ZM132 93H133V92H132ZM150 93H151V92L149 91V93H147V94H150ZM155 93H156V92H155ZM158 93H160V92L158 91ZM158 93H157V94H158ZM224 93H222V94H224ZM234 93H235V92H234ZM236 93H237V92H236ZM242 93H243V91H242ZM244 93H245V92H244ZM249 93H250V92H249ZM35 94H37V92H36ZM35 94H34V95H35ZM54 94H55V93H54ZM81 94H82V93H81ZM81 94L79 93V96H80ZM91 94H93V92H92ZM116 94L119 95L117 92H116ZM129 94H131V93H129ZM152 94H153V93H152ZM160 94H161V93H160ZM219 94H218V95H219ZM227 94H231V93H228V92H227ZM237 94H238V93H237ZM237 94H236V95H237ZM257 94H258V93H257ZM18 95H19V94H18ZM44 95H45V94H44ZM44 95H42V98H43ZM82 95H83V94H82ZM101 95H102V94H101ZM101 95H100V96H101ZM105 95H106V99H107V97H110V96H108V93H107V92H106ZM113 95H114V93H113ZM132 95H133V94H132ZM199 95H200V94H199ZM201 95H202V94H201ZM206 95H207V94L204 95V97H206V98H207V96H210V95H207V96H206ZM218 95H216V96H218ZM231 95H232V94H231ZM236 95H235V97H236ZM243 95H244V94H243ZM248 95H249V94H248ZM254 95H255V94H254ZM28 96H29V95H28ZM37 96L39 97L40 95L38 94ZM45 96H46V95H45ZM83 96H85V95H83ZM91 96H95V94H93V95H91ZM91 96L89 95V97H85V98H87V99L89 98V100H90V97H91ZM96 96H98V94H96ZM96 96H95V97H96ZM115 96H116V95H115ZM128 96H130V95H128ZM145 96H147V95L145 94ZM148 96H149V95H148ZM148 96H147V97H148ZM153 96H154V95H152V97H153ZM161 96L163 97V95H161ZM220 96H221V95H220ZM222 96H223V95H222ZM226 96H227V95H226ZM252 96H253V95H252ZM255 96H256V95H255ZM258 96H259V94H258ZM38 97H37V100H39ZM56 97H57V96H56ZM59 97H60V96H59ZM101 97H102V96H101ZM131 97H134V96H131ZM155 97H156V96H155ZM155 97L153 98L154 101H155ZM157 97L160 98V100H161V98H162V97H159V96H157ZM166 97H167V95H166ZM196 97H197V96H196ZM230 97H231V96H230ZM230 97L228 96V98H230ZM235 97H234V98H235ZM237 97H238V96H237ZM26 98H27V97H25V99H26ZM39 98H40V97H39ZM42 98H40V100H41ZM91 98H93V97H91ZM96 98H97V97H96ZM102 98H104V95H103ZM110 98H112V97H110ZM113 98H114V97H113ZM115 98L118 99L119 97L116 96ZM136 98H137V97H136ZM150 98H151V95H150ZM158 98H156V101H155V102L158 101V100H157ZM167 98H169V97H167ZM208 98H209V97H208ZM211 98H212V97H211ZM215 98L217 99V97H215ZM220 98H221V97H220ZM222 98H223V97H222ZM222 98H221L220 100H222ZM234 98L232 97V100H233ZM263 98H264V96H263ZM25 99H24V100H25ZM43 99H44V98H43ZM43 99H42V100H43ZM50 99H51V98H50ZM50 99H49V100H50ZM82 99H83V98H82ZM97 99H98V98H97ZM97 99H95V100H97ZM140 99H141V98H140ZM164 99H166V98H164ZM187 99H189V98H187ZM191 99H192V98H190V100H191ZM209 99H210V98H209ZM216 99H215V100H214V99H211V100L216 101ZM218 99H219V96H218ZM261 99H262V98H261ZM40 100H39V101H40ZM42 100H41V101H42ZM44 100H45V99H44ZM84 100H85V99H84ZM109 100H110V99H109ZM118 100H119V99H118ZM118 100H116V101L119 102L120 100H119V101H118ZM143 100H144V99H143ZM170 100H171V99L169 98V100H168V102H167L168 104L172 102V100H171V102H169ZM211 100H210V101H211ZM227 100H228V99H227ZM235 100H236V99H235ZM31 101H32V100H31ZM46 101H48V100H46ZM46 101H45V102H46ZM58 101H59V100H58ZM58 101H57V104H58ZM85 101H87V100H85ZM85 101H84V102H85ZM91 101H92V100H91ZM91 101H90V102H91ZM101 101H102V103H100V104H103L104 100L101 99ZM106 101H107V100H106ZM106 101H105L104 105H106ZM111 101L113 102L112 99H111ZM121 101H122V100H121ZM166 101H167V100H166ZM166 101H164V102H166ZM187 101H188V100H187ZM192 101H193V100H192ZM194 101H197V100H194ZM201 101H202V100H201ZM206 101H207V100H206ZM222 101H223V100H222ZM228 101H229V100H228ZM233 101H234V100H233ZM236 101H237V100H236ZM236 101H235V103L237 104L238 102H236ZM262 101H263V100H262ZM45 102H44V104L47 103V102H46V103H45ZM48 102H49V101H48ZM87 102H88V101H87ZM95 102H97V101H95ZM95 102H94V98H93V103H95ZM98 102H99V100H98ZM109 102H110V101H108V103H109ZM112 102H111V103H112ZM114 102H115V101H114ZM202 102H203V101H202ZM217 102H218V101H217ZM219 102H220V101H219ZM219 102H218V103H219ZM224 102H226V100H224ZM53 103H54V101H53ZM63 103H64V102H63ZM78 103H79V102H78ZM108 103H107V107H108V105L110 104V103H109V104H108ZM158 103H159V101H158ZM158 103H157V104H158ZM189 103H190V102H188V104H185V106H186V105L188 106V105L191 104V103H190V104H189ZM194 103L196 104L197 102H194ZM206 103H207V102H206ZM211 103H212V102H211ZM211 103H210V104H211ZM213 103H214V102H213ZM213 103H212V105H213L214 108H215V106H216V107H218V108L220 109V106H218L219 104H217V103L215 102V104H217V105H215V104H213ZM239 103H240V100H239ZM6 104H7V103H6ZM48 104H49V103H48ZM54 104H56V102H55ZM57 104H56V105H57ZM64 104H65V103H64ZM86 104H87V103H86ZM96 104H98V103H96ZM100 104H99V106H100ZM113 104H114V103H113ZM113 104H111V105H113ZM122 104H123V103H122ZM143 104H144V103H143ZM163 104H166V103H163ZM192 104H193V103H192ZM195 104H194V106H195ZM198 104H199V103H198ZM229 104H230V103H229ZM9 105H11V104H9ZM26 105H27V104H26ZM42 105H43V104H42ZM49 105H50V104H49ZM60 105H63V104L61 103V101H60ZM104 105H103V106H104ZM111 105H109L110 107H108V109H106L105 111L109 110V108H110V109H111V108H114V109H115V108L117 107V105H116V106H113V107H112ZM125 105H126V104H125ZM135 105H136V104H135ZM170 105H171V104H170ZM183 105H184V104H183ZM199 105H200V104H199ZM205 105H206V104H205ZM207 105H208V104H207ZM214 105H215V106H214ZM225 105H226V104H225ZM238 105H239V104H238ZM243 105H244V104H243ZM24 106H25V105H24ZM57 106H58V105H57ZM70 106H71V105H70ZM88 106H89V107L92 106V102H91V105H88ZM96 106H97V105L92 106V107H94V108L96 109ZM101 106H102V105H101ZM101 106H100V108H101ZM103 106H102V107H103ZM120 106L122 107L121 104H120ZM123 106H124V104H123ZM161 106H162V105H161ZM172 106H173V105H171V106H169V107H170V108H173ZM194 106L192 105V108H193ZM201 106H202V105H201ZM208 106H209V105H208ZM210 106H211V105H210ZM13 107H14V106H13ZM45 107H46V105H45ZM59 107H60V106H58V108H59ZM64 107H67V106L64 105ZM89 107H88V108H89ZM92 107H90V108L92 109ZM107 107H105V108H107ZM163 107H166V105H164ZM167 107H168V105H167ZM188 107H190V106H188ZM188 107H187V108H188ZM196 107H197V109H198V107H200V106H196ZM233 107H234V106H233ZM239 107H241V106L239 105ZM258 107H259V106H258ZM10 108H11V107H10ZM15 108H16V107H15ZM41 108H42V107H41ZM56 108H57V107H56ZM56 108H55V106H54V109H53V107H52V110H53V111H56ZM60 108H62V107H60ZM60 108H59V109H60ZM68 108H71V107L68 106ZM68 108H65V109L69 110ZM98 108H99V107H98ZM118 108H119V106H118ZM187 108H186V109H187ZM203 108H204V107H203ZM207 108H208V107H207ZM207 108H206V109H207ZM211 108H212V106L210 107V110H214V112L211 111V113L213 112L212 114H214L215 117H212V115H211V116L209 115V116H210V117H209V120H211V117H212V118L214 119V121L217 120V121H220V122H221V120H223V118H221L219 114H220L221 111H223L224 109H223V110H222V109L219 110L218 108H217V109H216V108H215V109H213V108L211 109ZM221 108H222V107H221ZM228 108H229V107H228ZM251 108H252V107H251ZM45 109H47V108H45ZM48 109H49V108H48ZM91 109H90V110H91ZM103 109H104V107H103L102 109H100V110L102 111ZM130 109H131V108H130ZM189 109H191V108H189ZM189 109H188V110H189ZM197 109H196V110H197ZM208 109H209V108H208ZM241 109H242V108L239 109L240 112L242 111ZM256 109H257V108H256ZM19 110H20V109H19ZM50 110H51V108H50ZM57 110H58V109H57ZM70 110H71V109H70ZM70 110H69V111H70ZM92 110H93V109H92ZM92 110H91V111H92ZM112 110H113V109H112ZM112 110H110L111 113H113ZM117 110H118V109H117ZM117 110H116V109H115V111L113 110L114 113H115ZM119 110H120V108H119ZM170 110L172 111L173 109H170ZM193 110H194V109H193ZM193 110H190V112L193 111ZM227 110H228V109H227ZM234 110H235V109H234ZM239 110H238V109L235 110V111H236V112H235V113H236V116H237V114H240V115H241L242 112L240 113ZM243 110H244V109H243ZM46 111H47V110H46ZM60 111H61V110H60ZM60 111L58 110V112H60ZM62 111H63V110H62ZM62 111H61V112H62ZM65 111H66V110H64V112H65ZM72 111H73V110H72ZM91 111H90V112H91ZM97 111H99V109H98ZM97 111H96V112H97ZM101 111H100V112H97V113H101ZM129 111H130V110H129ZM200 111H201V110H200ZM200 111H199V112H200ZM204 111H206V110L204 109ZM208 111H209V110H207L206 112H208ZM64 112H63V113H64ZM76 112H77V111H76ZM92 112L94 113V111H92ZM102 112H103V111H102ZM193 112H194V111H193ZM196 112H197V111H196ZM196 112H195V113H196ZM209 112H210V111H209ZM227 112H228V111H227ZM255 112H256V111H255ZM255 112H254V114H255ZM257 112H258V111H257ZM20 113H21V112H20ZM39 113H40V112H39ZM51 113H52V112H51ZM56 113H57V112H56ZM56 113H54V114H56ZM63 113H62V114H63ZM67 113L69 114V112H66V114H67ZM73 113L76 114L75 111H74ZM106 113H107V112H106ZM108 113H109V111H108ZM114 113H113V114H114ZM139 113H140V112H139ZM145 113H146V112H143V115H144ZM211 113H210V114H211ZM223 113H224V112H222V114H223ZM229 113H230V112H229ZM231 113H232V112H231ZM235 113H234V114H235ZM244 113H245V112H244ZM250 113L252 114L253 112H250ZM15 114H17V113H15ZM26 114H27V113H26ZM26 114H25V115H26ZM37 114H38V113H37ZM52 114H53V113H52ZM58 114H59V113H58ZM66 114H65V115H66ZM175 114H176V113H175ZM242 114H243V113H242ZM254 114H253V116H254ZM25 115H24V116H25ZM198 115H199V114H198ZM218 115H219V116H218ZM240 115H239V116H240ZM244 115H245V114H244ZM21 116H22V115H21ZM29 116H31V115H29ZM83 116H84V115H83ZM151 116H152V115H151ZM230 116H231V115H230ZM242 116H243V115H242ZM242 116H240V117L238 118V121H241V120H239V119H241ZM258 116H261V115H258ZM25 117H27V116H25ZM32 117H33V116H32ZM66 117H68V115H67ZM143 117H144V116H143ZM145 117H147V116H145ZM244 117H245V116H244ZM255 117H256V115H255ZM15 118H16V117H15ZM15 118H14V119H15ZM30 118H31V117H30ZM59 118L61 119V117H59ZM71 118H72V117H71ZM74 118H75V117H74ZM117 118H118V117H117ZM196 118H197V117H196ZM227 118H228V117H227ZM229 118H230V117H229ZM32 119H33V118H32ZM52 119H53V118H52ZM57 119H58V118H57ZM66 119H67V118H66ZM118 119H119V118H118ZM149 119L154 121V119L156 120V116H155L154 119H151V118H149ZM232 119H233V117H232ZM247 119H248V117H247ZM247 119H245V121H247ZM58 120H59V119H58ZM63 120H64V119H63ZM68 120H69V119H68ZM128 120H129V119H128ZM234 120H236L235 117H234ZM20 121H21V120H20ZM32 121H34V120H32ZM32 121H31V122H32ZM38 121H39V120H38ZM69 121H70V120H69ZM126 121H127V119H126ZM144 121H146V120H144ZM211 121H213V120H211ZM242 121H243V120H242ZM11 122H12V121H11ZM13 122H14V121H13ZM128 122H131V121H128ZM142 122H143V121H142ZM147 122H148V120H147ZM158 122H159V121H158ZM160 122H161V121H160ZM174 122H175V121H174ZM206 122H207V121H206ZM208 122H209V121H208ZM250 122H251V121H250V119H249L248 125H249ZM259 122H260V121H259ZM14 123H15V122H14ZM144 123H145V122H144ZM152 123H153V122H152ZM210 123H211V122H210ZM215 123H216V122H215ZM215 123H214V124L212 123V125L210 124V126L214 127V126H215ZM236 123H237V122H234V124H236ZM243 123H244V122H243ZM260 123H262V122H260ZM39 124H40V123H39ZM128 124H129V123H128ZM206 124L209 125V123H206ZM217 124H219V123H217ZM28 125H29V124H28ZM30 125H31V124H30ZM41 125H42V124H41ZM100 125H101V124H100ZM154 125H155V123H154ZM159 125H161V124H159ZM200 125H201V124H200ZM208 125H205L206 128L209 127ZM213 125H214V126H213ZM220 125H221V124H220ZM237 125H239V123H237ZM24 126H25V125H24ZM46 126H48V125H46ZM69 126H73V124H72V125H69ZM150 126H151V125H150ZM155 126H157V125H155ZM218 126H219V125H218ZM234 126H235V125H234ZM239 126H240V125H239ZM239 126H238V127H239ZM251 126H253V125H251ZM251 126H249V127H251ZM41 127H42V126H41ZM43 127H44V126H43ZM146 127H147V126H146ZM158 127H162V126H158ZM158 127H157V128H158ZM182 127H183V126H182ZM192 127H193V126H192ZM219 127L223 128L222 126H219ZM235 127H236V126H235ZM238 127H237V128H238ZM240 127H244V128H245L244 124H243V126H240ZM9 128H10V127H9ZM9 128H8V129H9ZM68 128H69V127H68ZM168 128H169V126H168ZM200 128H201V127H200ZM216 128H218V127H216ZM216 128H214V130H215ZM237 128H236V129H237ZM247 128H248V127H247ZM247 128H246V129H247ZM261 128H262V127H261ZM24 129H25V128H24ZM44 129H45V128H44ZM54 129H55V128H54ZM84 129H85V128H84ZM152 129H153V128H152ZM159 129H160V128H158L157 130H159ZM164 129H166V128H164ZM169 129H170V128H169ZM171 129H172V127H171ZM171 129H170V130H171ZM212 129H213V128H212ZM238 129H239V128H238ZM241 129H243V128H241ZM241 129H240V130H241ZM249 129L251 130L252 128H249ZM12 130H13V129H12ZM15 130H16V129H15ZM73 130H74V129H73ZM161 130H163V129H161ZM174 130H175V129H174ZM202 130H203V128L201 129V131H202ZM209 130H210V129H209ZM240 130H239L238 133L236 132V131H238V130H236L235 132L239 135V133L242 131L241 134L245 135L244 133H245V132L247 133V130H248V129H247L245 132H244V130H241V131H240ZM16 131H17V130H16ZM16 131H15V133L18 134V132H16ZM30 131H31V130H30ZM77 131H78V130H77ZM143 131H144V130H143ZM143 131H142V132H143ZM172 131H173V129H172ZM175 131H177V130H175ZM205 131H206V130H205ZM205 131H204V132H205ZM216 131H217V130H216ZM223 131H224V130H223ZM82 132H83V131H82ZM103 132H104V131H103ZM159 132H160V130H159ZM163 132H166V131H162L161 134H162ZM173 132H174V131H173ZM178 132H179V131H178ZM243 132H244V133H243ZM22 133H23V132H22ZM62 133H63V132H62ZM77 133H78V132H77ZM77 133H76V134H77ZM155 133H156V132H155ZM166 133H167V132H166ZM171 133H172V132H171ZM201 133H202V132H201ZM205 133H206V132H205ZM209 133H213V132H209ZM214 133H215V132H214ZM220 133H221V132H220ZM17 134H16V135H17ZM19 134H20V132H19ZM19 134H18V136H17L18 138H19L20 135H22V134H20V135H19ZM79 134L81 135L82 133H79ZM83 134H84V133H83ZM101 134H102V133H101ZM161 134H160V135H161ZM180 134H181V133H180ZM217 134H218V131H217ZM217 134H216V136H217ZM250 134H251V131H250ZM255 134H256V133H255ZM255 134H254V135H255ZM103 135H105V134H103ZM149 135H150V134H149ZM160 135H159V136H160ZM163 135H164V133H163ZM167 135H168V133H167ZM175 135H176V134H175ZM177 135H178V134H177ZM214 135H215V134H214ZM223 135H225V134H223ZM243 135H242V136H243ZM22 136H23V135H22ZM67 136H68V135H67ZM77 136H78V134H77ZM143 136H144V135H143ZM150 136H151V135H150ZM155 136H157V135H155ZM159 136H158V138H159ZM180 136H181V135H180ZM218 136H219V135H218ZM226 136H227V135H225V137H226ZM235 136H236V137H239V136H237V135H235ZM242 136L240 135V137H242ZM246 136H247V134L244 136V138H246ZM14 137H16V136H14ZM59 137H60V136H59ZM85 137H86V136H85ZM168 137H169V135H168ZM172 137H174V136H172ZM176 137H177V136H176ZM20 138H21V137H20ZM87 138H88V137H87ZM148 138H149V137H148ZM160 138H161V137H160ZM166 138H167V137H164V139H166ZM233 138H234V137H233ZM233 138H232V139H233ZM14 139H15V138H14ZM60 139H62V138H60ZM60 139H59V140H60ZM121 139H122V138H120V140H121ZM144 139H145V138H144ZM144 139H143V140H144ZM146 139H147V138H146ZM154 139L156 140L155 137H154ZM173 139H175V137H174ZM241 139H242V138H241ZM15 140H16V139H15ZM85 140H86V139H85ZM88 140H89V139H88ZM109 140H110V139H109ZM152 140H153V139H152ZM176 140H178V139L176 138ZM176 140H175V141H176ZM233 140H234V139H233ZM19 141H20V140H19ZM55 141H56V140H55ZM78 141H79V140H78ZM80 141H81V140H80ZM95 141H96V140H95ZM124 141H125V140H124ZM150 141H151V140H150ZM153 141H154V140H153ZM170 141H171V138H170ZM180 141H181V140H180ZM235 141H236V140H234V143H235ZM239 141H240V143H241V140H239ZM249 141H250V140H249ZM52 142H53V141H52ZM62 142H63V141H62ZM93 142H94V141H93ZM108 142H109V141H108ZM154 142H155V141H154ZM158 142H159V141H158ZM158 142H157V145H158ZM163 142H164V140H163ZM176 142H177V141H176ZM198 142H199V141H198ZM230 142L233 143L232 140H231ZM242 142H243V140H242ZM4 143H5V142H4ZM56 143H57V142H56ZM64 143H65V142H64ZM66 143H67V142H66ZM96 143H97V142H96ZM148 143H149V142H148ZM169 143H170V142H169ZM177 143H178V142H177ZM211 143H212V142H211ZM1 144H2V143H1ZM51 144H52V143H51ZM54 144H55V143H54ZM61 144H62V143H61ZM122 144H123V143H122ZM150 144H151V143H150ZM178 144H179V143H178ZM238 144H239V143H238ZM238 144H237V145H238ZM48 145H49V144H48ZM58 145H59V144H58ZM62 145H63V144H62ZM67 145H68V143H67ZM69 145H70V144H69ZM180 145H181V144H180ZM213 145H214V144H213ZM227 145H228V144H227ZM233 145H234V144H232V146H233ZM237 145H235V146H237ZM2 146H3V145H2ZM56 146H57V145H56ZM59 146H60V145H59ZM117 146H118V145H117ZM145 146H146V145H145ZM166 146H167V145H166ZM170 146H171V145H169V149H167L166 151L170 150ZM64 147H65V146H64ZM70 147H71V146H70ZM161 147H162V146H161ZM173 147H174V146H173ZM173 147L171 146V148H173ZM181 147H182V145H181ZM216 147H217V146H216ZM216 147L214 146V149H215ZM2 148H3V147H2ZM2 148H1V150H2ZM9 148H10V147H9ZM9 148H7V149L9 150ZM59 148H60V147H59ZM59 148H58V149H59ZM119 148H120V147H119ZM119 148H118V149H119ZM129 148H130V147H129ZM157 148L159 149V147H157ZM163 148H164V147H163ZM163 148H162V149H163ZM167 148H168V147H167ZM183 148H184V147H183ZM232 148H233V147H232ZM261 148L263 149L261 152H263V155H264V142L262 143ZM3 149H5V147H4ZM7 149H6V150H7ZM60 149H61V148H60ZM71 149H74V148H71ZM75 149H76V148H75ZM80 149H81V148H80ZM162 149H161V150H162ZM164 149H166V148H164ZM217 149H218V148H216V152H217ZM66 150H67V149H66ZM77 150H78V149H77ZM119 150H122V149H119ZM129 150H130V149H129ZM195 150H196V149H195ZM17 151L19 152V150H17ZM96 151H97V150H96ZM154 151H155V150H154ZM157 151H158V150H157ZM162 151H163V150H162ZM166 151H164V153H166ZM191 151H192V150H191ZM191 151H190V152H191ZM241 151H243V150H241ZM22 152H23V151H22ZM74 152H76V151H74ZM89 152H90V150H89ZM155 152H156V151H155ZM238 152H239V151H238ZM10 153H11V152H10ZM66 153H67V151H66ZM90 153H91V152H90ZM160 153H161V152H160ZM164 153H163V154H164ZM168 153H172V154H173L174 152H172V151H171V152L168 151ZM168 153H167V154H168ZM195 153H196V152H195ZM11 154H12V153H11ZM14 154H15V153H14ZM104 154H105V153H104ZM158 154H159V153H158ZM177 154H178V153H177ZM189 154H190V153H189ZM196 154H198V153H196ZM238 154H239V153H238ZM249 154H250V153H249ZM20 155H21V153H20ZM35 155H36V154H35ZM161 155H162V154H161ZM161 155H160V157H161ZM168 155H169V154H168ZM170 155H171V154H170ZM173 155H174V154H173ZM199 155H200V154H199ZM199 155H198V157H199ZM252 155H253V154H251V156H252ZM254 155H255V154H254ZM29 156H30V155H29ZM84 156H86V155L84 154ZM143 156H144V155H143ZM163 156H166V158L169 157V156L167 157L166 154H164ZM177 156H178V155H177ZM177 156H175V158H176ZM179 156H180V155H179ZM195 156H196V155H195ZM249 156H250V155H249ZM15 157H16V156H15ZM33 157H34V156H33ZM88 157H89V156H88ZM146 157H147V156H146ZM171 157H172V155H171ZM193 157H194V156H193ZM233 157H235V156H233ZM149 158H151V157H149ZM161 158H163V157H161ZM195 158H197V157H195ZM57 159H58V158H57ZM101 159H102V158H101ZM169 159H170V160H173L174 157H173V158H170V157H169ZM179 159H180V158H179ZM179 159H178V160H179ZM192 159H193V158H192ZM197 159H198V158H197ZM197 159H195V160H197ZM230 159H232V157H231ZM234 159H235V158H234ZM258 159H259V158H258ZM20 160H21V159H20ZM39 160H40V159H39ZM55 160H56V159H55ZM55 160H53V163H54ZM61 160H62V159H61ZM61 160H60V161H61ZM163 160H164V159H163ZM249 160H250V159H249ZM251 160H252V159H251ZM251 160L249 161V162H251V165L248 164V162L245 163L246 161L244 162L245 165H246V166H247V165H250V167H252V165L254 164L253 166L255 167V163H256V162L254 161L253 164H252V161H251ZM253 160H257V159L254 158ZM259 160H260V159H259ZM60 161H59V162H60ZM99 161H101V160H99ZM167 161H168V159H167ZM173 161H174V160H173ZM173 161H172V162H173ZM175 161H176V160H175ZM26 162H27V161H26ZM169 162H170V161H169ZM259 162H260V161H259ZM55 163H56V161H55ZM55 163H54V164H55ZM63 163H64V162H63ZM148 163H149V162H148ZM150 163H151V162H150ZM174 163H175V162H174ZM179 163H180V162H179ZM29 164H30V162H29ZM58 164L60 165V163H58ZM153 164H154V163H153ZM159 164H160V163H159ZM194 164H196V163H194ZM256 164H257V163H256ZM258 164H259L258 166H261V165H262V164L260 165V163H258ZM33 165H35V164H33ZM59 165H58V166H59ZM149 165H150V164H149ZM190 165H191V163H190ZM24 166H25V165H24ZM46 166H47V165H46ZM50 166H51V165H50ZM123 166H124V165H123ZM145 166H147V165H145ZM154 166H155V165H154ZM241 166H242V165H241ZM147 167H148V166H147ZM152 167H153V166H152ZM178 167H179V166H178ZM250 167H249V168H250ZM17 168H18V167H17ZM24 168H25V167H24ZM59 168H60V167H59ZM131 168H132V167H131ZM156 168H158V167H155V169H156ZM181 168H182V167H181ZM199 168H200V167H199ZM40 169H41V168H40ZM124 169H125V168H124ZM129 169H130V168H129ZM166 169H167V168H166ZM182 169H183V168H182ZM253 169L255 170V168H253ZM253 169L250 168L249 170H253ZM258 169H260V168H258ZM42 170H43V169H42ZM46 170H48V169H46ZM91 170H92V169H91ZM91 170H90V171H91ZM121 170H122V168H121ZM136 170H137V169H136ZM152 170H153V169H152ZM184 170L187 172L186 169H184ZM236 170H237V169H236ZM245 170L247 171V169H245ZM245 170H243V171H245ZM92 171H94V170H92ZM97 171H98V170H97ZM155 171H156V170H155ZM169 171H170V170H169ZM258 171H259V170H258ZM258 171H256V172H258ZM98 172H99V171H98ZM125 172H126V171H125ZM203 172H204V170H203ZM260 172H261V171H259V173H260ZM37 173H38V172H37ZM127 173H130V172H127ZM189 173H190V172H189ZM192 173H193V172H192ZM41 174H42V173H41ZM69 174H70V173H69ZM102 174H103V173H102ZM123 174H124V173H123ZM172 174H173V173H172ZM186 174L189 175L188 173H186ZM45 175H47V174H45ZM45 175H43V176L45 177ZM49 175H50V173H49ZM54 175H55V174H54ZM201 175H202V174H201ZM245 175H246V173H245ZM257 175L260 177V175H259L258 173H257ZM52 176H53V175H52ZM66 176H67V175H66ZM189 176H190V175H189ZM249 176H250V175H249ZM253 176H254V175H253ZM20 177H21V176H20ZM22 177H23V176H22ZM54 177H55V176H54ZM68 177L70 178L71 176L69 175ZM167 177H168V176H167ZM191 177H192V176H191ZM241 177H242V176H241ZM243 177H244V176H243ZM245 177H246V176H245ZM51 178H52V177H51ZM51 178H50V179H51ZM177 178H178V177H177ZM239 178H240V177H239ZM13 179H14V178H13ZM25 179H26V178H25ZM55 179H56V178H55ZM65 179H66V178H65ZM72 179H73V178H72ZM74 179H75V178H74ZM102 179H103V178H102ZM169 179H170V178H169ZM240 179H243V178H240ZM240 179H239V183L241 182ZM248 179H249V178H248ZM256 179H257V177H256ZM258 179H259V178H258ZM67 180H69V179H67ZM67 180H66V181H67ZM70 180H71V179H70ZM76 180H77V179H76ZM92 180H93V179H92ZM244 180H245V179H244ZM250 180H251V179H250ZM262 180H263V179H262ZM17 181H18V180H17ZM64 181H65V180H64ZM242 181H243V180H242ZM247 181H249V180H247ZM254 181H255V180H254ZM187 182H188V181H187ZM200 182H201V181H200ZM48 183H50V182H48ZM62 183H63V182H62ZM69 183H71V181H70ZM207 183H208V182H207ZM217 183H218V181H217ZM245 183L247 184V182H245ZM248 183H251V182L249 181ZM253 183H255V182H252V184H253ZM5 184H6V183H5ZM76 184H77V183H76ZM78 184H79V182H78ZM94 184H95V183H94ZM97 184H99V183L97 182ZM226 184H227V183H226ZM62 185H63V184H62ZM240 185H241V184H240ZM248 185H249V184H248ZM248 185H247V186H248ZM250 185H251V184H250ZM4 186H5V185H4ZM11 186H12V185H11ZM154 186H155V185H154ZM160 186H161V185H160ZM189 186H190V185H189ZM193 186H194V185H193ZM244 186H245V184H244ZM251 186H252V185H251ZM253 186H254V185H253ZM23 187H24V186H23ZM88 187H89V186H88ZM88 187H87V188H88ZM93 187H94V186H93ZM155 187H156V186H155ZM155 187H153V188H155ZM163 187H164V185H163ZM219 187H220V186H219ZM219 187H218V188H219ZM249 187H250V186H249ZM257 187H258V186H256V188H257ZM29 188H30V187H29ZM79 188H81V187L79 186ZM241 188H242V187H241ZM254 188H255V186H254ZM259 188H260V187H259ZM6 189H7V188H6ZM15 189H16V188H15ZM65 189H66V188H65ZM84 189H85V188H84ZM91 189H92V188H91ZM105 189H106V188H105ZM156 189H157V188H156ZM161 189H162V188H161ZM161 189H160V191H161ZM178 189H179V188H178ZM243 189H244V188H243ZM251 189H252V188H251ZM16 190H17V189H16ZM22 190H23V189H22ZM34 190H35V189H34ZM81 190H82V189H81ZM219 190H221V189L219 188ZM246 190H247V189H246ZM253 190H254V189H253ZM260 190H261V189H260ZM13 191H14V190H13ZM17 191H18V190H17ZM17 191H16V192H17ZM19 191H20V190H19ZM19 191H18V192H19ZM54 191H55V190H54ZM91 191H95V193H97V194H103V193H102L101 191H99V190H95V189H94V190H91ZM163 191H164V190H163ZM181 191H182V190H181ZM205 191H206V190H205ZM222 191H223V190H222ZM248 191H249V190H248ZM5 192H6V191H5ZM18 192H17V193H18ZM32 192H33V191H32ZM55 192H56V191H55ZM208 192H209V190H208ZM213 192H214V191H213ZM240 192H242V190H241ZM253 192H255V190H254ZM256 192H257V191H256ZM10 193H11V192H10ZM121 193H122V192H121ZM217 193H218V192H217ZM219 193H220V192H219ZM242 193H244V191H243ZM245 193H247V192H245ZM260 193H261V192H260ZM263 193H264V191H263ZM11 194H12V193H11ZM29 194H30V193H29ZM119 194H120V193H119ZM122 194H123V193H122ZM172 194H173V193H172ZM188 194H189V193H188ZM220 194H221V193H220ZM255 194H256V193H255ZM257 194H258V192H257ZM26 195H27V194H26ZM82 195H83V197L81 196L82 199H83L84 201L89 202L90 205L95 204L96 206L99 205V206H101V207H103V208H106V209L109 208L107 204L104 205V203H102V202L100 203V200H98V198L96 199V198L94 197V195H93V192H90L89 189L83 190V191H82ZM95 195H96V194H95ZM162 195H163V194H162ZM177 195H179V194H177ZM215 195H216V194H215ZM217 195H218V194H217ZM217 195H216V196H217ZM258 195H259V194H258ZM5 196H6V195H5ZM15 196H16V194H15ZM28 196H29V195H28ZM42 196H44V195H42ZM102 196H103V195H102ZM102 196H101V197H102ZM121 196H122V195H121ZM187 196H188V195H187ZM193 196H194V195H193ZM193 196H192V197H193ZM218 196L220 197V195H218ZM222 196H223V195H222ZM244 196H246V195H244ZM247 196H248V195H247ZM252 196H253V195H252ZM261 196H262V194L259 195V198H261ZM105 197H107V196H105ZM125 197H126V195H125ZM250 197H251V196H250ZM253 197H254V196H253ZM14 198H16V197H14ZM19 198H20V197H19ZM27 198H28V197H27ZM31 198H33V196H32ZM50 198H51V197H50ZM103 198H104V196H103ZM195 198H196V197H195ZM222 198H223V197H222ZM255 198H256V195H255ZM255 198H254V199H255ZM257 198H258V197H257ZM22 199H23V198H22ZM37 199H38V197H37ZM39 199H41V198H39ZM45 199H46V198H45ZM197 199H198V197H197ZM197 199H196V200H197ZM223 199H224V198H223ZM245 199H246V198H245ZM252 199H253V198H252ZM252 199H251V200H252ZM254 199H253L252 201H257V200H254ZM261 199H262V198H261ZM261 199H260V200H261ZM10 200L12 201V199H10ZM34 200H35V199H34ZM52 200H53V199H52ZM96 200H98V202H97ZM102 200H103V199H102ZM109 200H112L115 204H118V205L120 204L119 200L116 199V198L108 197V202H109ZM247 200H250L249 197H248V199H246V201H247ZM260 200H258V202H259ZM15 201H16V200H15ZM197 201H200V200H197ZM201 201H202V199H201ZM222 201H223V200H222ZM36 202H37V201H36ZM55 202H56V201H55ZM103 202H104V201H103ZM187 202H188V201H187ZM192 202H193V201H192ZM192 202H191V205H193ZM227 202H228V201H227ZM263 202H264V201L259 202V203L262 205ZM25 203H26V202H25ZM29 203H31V202H29ZM29 203H28V204H29ZM76 203H78V202H76ZM209 203H210V202H209ZM253 203H254V202H253ZM9 204H10V203H9ZM28 204H27V206H28ZM32 204H33V203H32ZM35 204H36V203H35ZM41 204H42V203H41ZM41 204H40V206H41ZM56 204H57V203H56ZM108 204H110V203H108ZM195 204H196V203H195ZM210 204H211V203H210ZM217 204H218V203H217ZM260 204H259V205H260ZM263 204H264V203H263ZM7 205H8V204H7ZM36 205L38 206V204H36ZM48 205H49V204H48ZM211 205H212V204H211ZM16 206H17V204H16ZM31 206H32V205H31ZM37 206H36V207H37ZM42 206H43V204H42ZM116 206H117V205H116ZM197 206H199V205H197ZM200 206H202V205H200ZM223 206H224V205H223ZM257 206H258V205H257ZM263 206H264V205H263ZM112 207L115 208V206H112ZM119 207H120V206H119ZM119 207H118V208L116 207L115 209H119ZM121 207H122V206H121ZM123 207H124V206H123ZM203 207H204V206H203ZM218 207H219V206H218ZM255 207H256V206H255ZM6 208H7V207H6ZM28 208H30V207L28 206ZM41 208H42V207H41ZM64 208H65V207H64ZM214 208H215V206H214ZM16 209H17V207H16ZM30 209H31V208H30ZM32 209H33V207H32ZM38 209H39V207H38ZM38 209H37V210H38ZM110 209H111V208H110ZM115 209H114V210H115ZM121 209H122V208H120V210H121ZM125 209H126V208H125ZM199 209H200V207H199ZM34 210H35V209H34ZM46 210H47V209H46ZM49 210H50V209H49ZM72 210H73V208H72ZM222 210H223V209H222ZM64 211H66V210H64ZM70 211H71V210H70ZM115 211H117V210H115ZM125 211H126V210H125ZM125 211H124V212H125ZM210 211H212V210L210 209ZM224 211H225V210H224ZM37 212H38V211H37ZM202 212H203V210H202ZM202 212H200V213H202ZM222 212H223V211H222ZM129 213H130V212H129ZM196 213H197V212H196ZM205 213H207V212H205ZM212 213H213V212H212ZM216 213H217V212H216ZM216 213H215V214H216ZM224 213H225V212H224ZM224 213H222V214H224ZM262 213H263V212H262ZM30 214H31V213H30ZM30 214H29V215H30ZM154 214H155V213H154ZM213 214H214V213H213ZM215 214H214V215H215ZM263 214H264V213H263ZM36 215H37V214H36ZM127 215H128V214H127ZM177 215H178V214H177ZM195 215H196V214H195ZM214 215H213V216H214ZM31 216H32V214L30 215V217H31ZM130 216H131V215H130ZM133 216H135V215H133ZM150 216H151V215H150ZM200 216H201V214H200ZM200 216L198 215V218H199ZM205 216H206V215H205ZM216 216H217V215H216ZM233 216H234V215H233ZM39 217H40V216H39ZM169 217H170V216H169ZM220 217H221V216H220ZM220 217H219V218H220ZM36 218H37V217H36ZM75 218H76V217H75ZM114 218H115V217H114ZM139 218H140V217H139ZM142 218H143V217H142ZM210 218H211V216H210ZM214 218H215V216H214ZM217 218H218V217H217ZM127 219H128V218H127ZM135 219H136V216H135ZM205 219H206V218H205ZM212 219H213V218H212ZM221 219H222V217H221ZM228 219H229V218H228ZM32 220H33V219H32ZM138 220H139V219H138ZM144 220H145V219H144ZM222 220H223V219H222ZM222 220H221V221H222ZM229 220H230V219H229ZM28 221H29V220H28ZM149 221H151V220L149 219ZM178 221H179V220H178ZM194 221H195V220H194ZM211 221H212V220H211ZM221 221H220V222H221ZM224 221H226V220H224ZM8 222H9V221H8ZM204 222L206 223V222H208V221H204ZM213 222H214V221H213ZM213 222H212V223H213ZM215 222H216V221H215ZM222 222H223V221H222ZM227 222H228V220H227ZM229 222H230V221H229ZM231 222H232V221H231ZM140 223H141V222H140ZM146 223H147V222H146ZM1 224H2V223H1ZM29 224H30V223H29ZM133 224H134V223H133ZM137 224H138V223H137ZM170 224H171V223H170ZM172 224H173V223H172ZM203 224H204V223H203ZM227 224L229 225V223H227ZM74 225H75V224H74ZM141 225H142V223H141ZM141 225H140V226H141ZM146 225H147V224H146ZM148 225H149V224H148ZM152 225H153V224H152ZM212 225H213V224H212ZM218 225H219V224H218ZM218 225H217V226H218ZM222 225H223V224H222ZM28 226H29V225H28ZM30 226H31V225H30ZM149 226H150V225H149ZM197 226H198V225H197ZM215 226H216V225H215ZM223 226H224V225H223ZM225 226H226V225H225ZM121 227H122V226H121ZM121 227H120V228H121ZM161 227H163V226H161ZM171 227H172V226H171ZM171 227H169V228H171ZM221 227H222V226H220V227H218V228H221ZM231 227H232V225H231ZM233 227H234V226H233ZM42 228H43V227H42ZM135 228H136V227H135ZM148 228H149V227H148ZM156 228H157V226H156ZM164 228H166V227H164ZM186 228H187V227H186ZM226 228H227V227H226ZM30 229H31V228H30ZM115 229H116V228H115ZM118 229H119V228H118ZM121 229H122V228H121ZM125 229H126V228H125ZM174 229H175V227H174ZM191 229H192V228H191ZM260 229H261V228H260ZM2 230H3V229H2ZM46 230H47V228H46ZM85 230H86V229H85ZM163 230H164V229H163ZM163 230H161V231H163ZM201 230H202V229H201ZM213 230H214V229H213ZM229 230H230V229H229ZM67 231H68V230H67ZM157 231H158V230H157ZM161 231H160V232H161ZM170 231H171V230H170ZM192 231H193V230H192ZM225 231H226V230H225ZM33 232H34V231H33ZM70 232H72V231H70ZM173 232H174V231H173ZM177 232H180V231L177 230ZM217 232H218V231H217ZM230 232H231V230H230ZM162 233H163V232H162ZM162 233H161V234H162ZM112 234H113V233H112ZM112 234H111V235H112ZM154 234H156V233H154ZM163 234H164V233H163ZM163 234H162V235H163ZM188 234H189V233H188ZM232 234H233V233H232ZM91 235H92V234H91ZM194 235H195V234H194ZM234 236H235V234H234ZM77 237H78V236H77ZM79 237H80V236H79ZM91 238H92V237H91ZM210 238H211V237H210ZM247 238H248V237H247ZM161 239H162V238H161ZM211 239H213V238H211ZM217 239H218V238H217ZM105 240H106V239H105ZM159 240H160V239H159ZM159 240H158V241H159ZM248 240H249V239H248ZM164 241H166V237H164ZM170 241H171V240H170ZM204 241H205V240H204ZM213 241H214V239H213ZM220 241H222V240H220ZM67 242H68V241H67ZM214 242H215V241H214ZM220 243H221V242H220ZM71 244H72V243H71ZM154 244H155V243H154ZM205 244H207V243H205ZM208 244H209V243H208ZM224 244H226V243H224ZM177 245H178V244H177ZM177 245H176V246H177ZM184 245H185V244H184ZM184 245H183V246H184ZM229 245H230V244H229ZM171 246H172V248H173V245H171ZM180 246H181V245H180ZM183 246H181V249H182ZM206 246H207V245H206ZM227 246H228V244H227ZM188 247H189V246H188ZM213 247H214V246H213ZM218 247H219V246H218ZM225 247H226V246H225ZM21 248H22V247H21ZM185 248H186V245H185ZM204 248H205V247H204ZM153 249H154V248H153ZM232 249H233V248H232ZM235 249H236V248H235ZM213 250H214V249H213ZM107 251H108V250H107ZM157 251H158V249H157ZM172 251H173V250H171V252H172ZM207 251H208V249H207ZM190 252H191V251H190ZM247 252H248V251H247ZM154 253H155V252H154ZM234 253H235V252H234ZM101 254H102V253H101ZM164 254H166V253H164ZM189 254H190V253H189ZM189 254H188V255H189ZM207 254H208V253H207ZM214 254H216V252H215ZM229 254H230V253H229ZM237 254H238V253H237ZM237 254H236V255H237ZM244 254H245V253H244ZM174 255H175V254H174ZM190 255H191V254H190ZM190 255H189V256H190ZM192 255H193V254H192ZM195 255H197V254H195ZM199 255H201V254L199 253ZM202 255H203V254H202ZM216 255H217V254H216ZM219 255H221V254H219ZM241 255H242V254H241ZM101 256H102V255H101ZM112 256H113V255H112ZM225 256H226V255H225ZM243 256H246V255H243ZM249 256H250V255H249ZM117 257H118V256H117ZM222 257H223V256H222ZM233 257H234V256H233ZM235 257H236V256H235ZM241 257H242V256H241ZM93 258H94V257H93ZM190 258H191V256H190ZM192 258H193V257H192ZM213 258H214V257H213ZM224 258H225V257H224ZM238 258H239V257H237V259H238ZM244 258H245V257H244ZM244 258H243V259H244ZM247 258H248V257H247ZM247 258H245L244 261H246ZM194 259H195V257H194ZM206 259H207V258H206ZM208 259H209V258H208ZM248 259H250V258H248ZM256 259H258V258H256ZM201 260H203V259H201ZM132 261H133V260H132ZM185 261H186V260H185ZM192 261H193V260H192ZM260 261H261V260H260ZM12 262H13V261H12ZM188 262H189V261H188ZM209 262H210V261H209ZM213 262H214V260H213ZM215 262H217V261H215ZM223 262H224V261H223ZM247 262H249V260H248ZM256 262H257V261H255V262L252 261L253 264H256ZM261 262H262V261H261ZM115 263H116V262H115ZM171 263H173V262H171ZM193 263H194V262H193ZM198 263H200V262H198ZM228 263H230V262H228ZM243 263L245 264V262H242V264H243ZM250 263H251V262H250ZM186 264H188V263H186ZM201 264H202V263H201ZM209 264H210V263H209ZM217 264H222V263H219V262H218ZM224 264H225V263H224ZM257 264H258V263H257Z\"/></svg>","mask_w":264,"mask_h":264},{"label":"crops","instance_id":"3","mask_svg":"<svg viewBox=\"0 0 264 264\" xmlns=\"http://www.w3.org/2000/svg\"><path fill=\"white\" fill-rule=\"evenodd\" d=\"M254 7H255V3H254ZM254 7H253V12H252V16H253V19H256V20H258V21H263L264 22V20L263 19H260V18H256V16H255V13H254ZM261 61H263V60H261ZM250 75H252V74H250ZM261 79L258 81V83L256 84V87H254V89L250 92V94H249V98L247 99L249 102H250V105L252 104V102H254V100H255V90H256V88H258V87H262L263 89H264V76H262V77H260ZM262 82V83H261ZM253 95V96H252ZM250 110H253V109H248V111H250ZM262 114H264V99H263V112H262Z\"/></svg>","mask_w":264,"mask_h":264}]
</instances>
